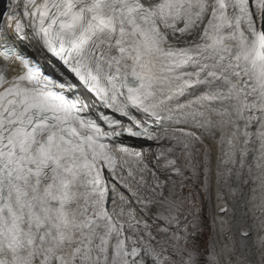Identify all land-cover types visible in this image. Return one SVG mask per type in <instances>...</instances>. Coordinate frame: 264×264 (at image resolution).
Instances as JSON below:
<instances>
[{
  "label": "snow or ice",
  "instance_id": "6c2138e0",
  "mask_svg": "<svg viewBox=\"0 0 264 264\" xmlns=\"http://www.w3.org/2000/svg\"><path fill=\"white\" fill-rule=\"evenodd\" d=\"M0 61V264H264V0H5Z\"/></svg>",
  "mask_w": 264,
  "mask_h": 264
},
{
  "label": "rangeland",
  "instance_id": "374dc122",
  "mask_svg": "<svg viewBox=\"0 0 264 264\" xmlns=\"http://www.w3.org/2000/svg\"><path fill=\"white\" fill-rule=\"evenodd\" d=\"M143 146H151V147H155V145H149V144H141V145H140V147H143ZM147 148H149V147H144V149H147ZM144 149H143V150H144ZM207 235H208V231L205 230V234H204V236H202V237H198V240H199V242H200L201 245H203L204 242L206 241V239H207Z\"/></svg>",
  "mask_w": 264,
  "mask_h": 264
},
{
  "label": "bare ground",
  "instance_id": "6f19581e",
  "mask_svg": "<svg viewBox=\"0 0 264 264\" xmlns=\"http://www.w3.org/2000/svg\"><path fill=\"white\" fill-rule=\"evenodd\" d=\"M144 147H151V146H143V147H138L139 150H143ZM251 187H253L252 184H249V189H251ZM249 195H251V192L249 191ZM248 223L251 224L252 223V216L251 214H249V217H248ZM254 238V237H253ZM251 242V241H250Z\"/></svg>",
  "mask_w": 264,
  "mask_h": 264
}]
</instances>
